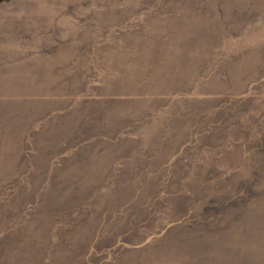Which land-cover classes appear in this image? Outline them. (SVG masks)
I'll use <instances>...</instances> for the list:
<instances>
[{
    "label": "rangeland",
    "instance_id": "obj_1",
    "mask_svg": "<svg viewBox=\"0 0 264 264\" xmlns=\"http://www.w3.org/2000/svg\"><path fill=\"white\" fill-rule=\"evenodd\" d=\"M0 264H264V0H0Z\"/></svg>",
    "mask_w": 264,
    "mask_h": 264
}]
</instances>
